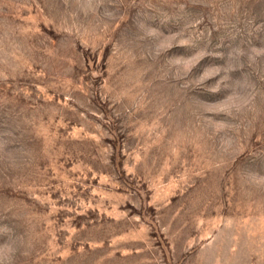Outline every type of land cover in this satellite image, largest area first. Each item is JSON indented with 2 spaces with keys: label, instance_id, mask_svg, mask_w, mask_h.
I'll list each match as a JSON object with an SVG mask.
<instances>
[{
  "label": "rangeland",
  "instance_id": "1",
  "mask_svg": "<svg viewBox=\"0 0 264 264\" xmlns=\"http://www.w3.org/2000/svg\"><path fill=\"white\" fill-rule=\"evenodd\" d=\"M0 264H264V0H0Z\"/></svg>",
  "mask_w": 264,
  "mask_h": 264
}]
</instances>
